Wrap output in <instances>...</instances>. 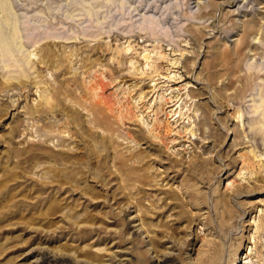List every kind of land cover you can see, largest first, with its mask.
Returning <instances> with one entry per match:
<instances>
[{"label":"rangeland","instance_id":"1","mask_svg":"<svg viewBox=\"0 0 264 264\" xmlns=\"http://www.w3.org/2000/svg\"><path fill=\"white\" fill-rule=\"evenodd\" d=\"M9 1L39 86L71 90L59 99L109 142H91L101 172L58 190L46 169L64 162L29 151L81 154L79 126L62 136L66 111L30 113L33 82L0 84V264H264V0ZM242 41L257 49L230 53ZM90 101L108 125L89 123Z\"/></svg>","mask_w":264,"mask_h":264},{"label":"bare ground","instance_id":"2","mask_svg":"<svg viewBox=\"0 0 264 264\" xmlns=\"http://www.w3.org/2000/svg\"><path fill=\"white\" fill-rule=\"evenodd\" d=\"M0 2H1L0 7H1V10L3 11V14H4L2 21H1L3 26L0 30V57L2 58V60L0 61V63L2 62L1 63L2 75H1L0 84L2 86H9L10 87V85H12L14 81L17 82L18 84H20V85L22 84L24 86H25L24 82H26L27 80L29 82H33V84L36 85V86L34 85L36 87V91L39 92V102L37 104H35L34 107L32 106L33 108L30 110V113L42 114L43 112H46L47 110L52 111V110H54L53 108L60 107V111H62V112L66 111L67 118L65 120V127H63L62 130H59L58 133L61 134L62 136L66 135L69 137L70 131L68 129H66L69 126V123H71V125H72V123H74L77 126H79V130L81 131L79 134L80 135L81 150H83V152H81V154L69 153V152H66V153L51 152V153L47 154L48 156H45L44 154H41L40 152L35 153L34 151H29V155L30 156L44 157V158H48V159L51 158V160H53L55 162H57V161H60L62 163L64 162L62 168H55V167L49 166L50 168L48 170L46 169L47 173L49 172V174H50L49 177L51 179V182L52 181H53L52 183H54V181L58 182V184L56 185L58 190H60L61 187L67 188L70 191L74 190V188H79L78 185L72 186L71 182L75 181L76 183H78L79 180H84V179L86 180V173L89 170H91V165H92L91 162H93V161L97 162L96 168L99 172H101L103 170V166L105 163L104 162V156L101 155L100 152H97L94 150V147L91 144V142L99 141V143L103 144V149L107 150L108 144L106 142L108 140L106 142H105V140L108 138H107V136H100L98 133H93V132L88 133L89 128H87L84 121L81 120L80 113L75 111V110H71L70 108H67L68 106L66 107L63 104V102L59 99L58 95L60 93H66L68 96H73V93L71 90L64 88L62 86H59L55 89V92L52 93V90L47 88L46 86H43V87L39 86V84H41V81L37 80L39 75L37 73L36 68H34L35 65L33 64V61H32L31 54H33V52L30 51L26 55H21V56L19 55V54H21V49L23 48L24 44L22 43V38H21L22 34L20 32L21 27L18 26V23H19L18 19L14 15V13L11 11V3L9 0H0ZM5 25H8L11 28L10 31L5 30V28H4ZM249 28H250V25L246 26L247 31ZM17 40H20L21 46H20V48L15 50V44L14 43ZM244 47H247L249 51L252 49H253V51H255V48H256V46L254 48H251V47H249L247 42L242 41L240 43H236L235 47L229 51H230V53L237 55L244 50L243 49ZM42 49L44 51V55H46V57H43V58H47L51 62L55 61L57 68L62 67V64L64 63L63 60L66 59L65 57L64 58L63 57H57L56 59H54L53 57L51 58L50 53L48 52V49L44 48V47ZM146 57L147 56H144V58H146ZM39 61L43 62V60H39ZM231 72L228 75L234 76L235 72L234 71H231ZM240 80H241V77L236 78V82H238ZM92 89H93V87L86 88V86H84L83 92H84V94H86V91H92ZM218 91L222 92V94H226V97H228L231 95L236 96L242 90L240 88L234 86V82H232V80H228L226 84L221 85V87L219 88ZM228 91H231V93L227 94ZM263 100H264V95L260 96V103H262ZM84 101L87 102V100H84ZM91 101L88 102V106L84 103V108L89 110L91 112V114H93V117L89 123L92 124L93 127H103V126L108 125L107 117L105 115L101 114V117H99L94 113L99 108L97 107L96 103H92ZM260 105L261 104L258 105V108L261 107ZM6 110H7L6 108H4L2 110L0 109V118H1V116H4V114L7 112ZM254 123L259 124L260 127L264 126V113H262L261 118L259 120L255 121ZM45 126L46 125H44V127ZM47 126H48V128L46 129V132L47 131L49 132L50 131L49 128L53 127V125H47ZM42 127H43V124H42ZM58 128H60V127H58ZM43 129H45V128H43ZM52 129L53 128H51V130ZM12 130H14V128ZM25 152L28 153L27 151H25ZM116 157L119 159L120 155H118ZM75 159L77 160L76 163H78V164L80 161H82L81 163H83V165L85 164V166L88 170L87 171L79 170L77 167L73 166L75 164V162H74ZM67 163H69L70 165H67ZM119 164L121 166L127 167V164H125V161H121ZM204 166H206V165L204 164ZM202 169H203V165L198 170L201 171ZM76 174H80L79 179L76 178ZM130 174L131 173L127 172L126 176L129 177ZM81 191H83L84 193L90 192V194H91V189L88 185L85 186L83 189H81ZM57 207H58L57 204L56 205L50 204L49 206H47V208L44 212H41V214L47 215L45 217H48V214L53 213ZM57 210H60L59 207L57 208ZM41 214L39 216H44ZM220 227H222L221 224H220ZM262 228L264 230V225H262ZM213 251H214V254H216V255L219 253V250L216 247L213 249ZM199 254H201V256L199 258L200 264L201 263H203V264H215L214 262H212V263L207 262L203 258L202 252H200ZM235 254H236V251L232 254V256L235 257ZM45 257H46V255H43V258H45ZM234 260H235V258H234ZM51 262H52V264H66L64 259L57 258V257H54Z\"/></svg>","mask_w":264,"mask_h":264}]
</instances>
